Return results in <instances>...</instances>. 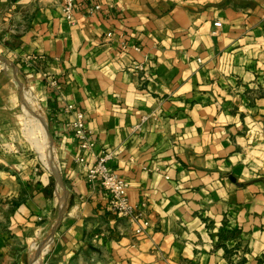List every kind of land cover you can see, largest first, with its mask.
I'll use <instances>...</instances> for the list:
<instances>
[{"label": "crops", "instance_id": "obj_1", "mask_svg": "<svg viewBox=\"0 0 264 264\" xmlns=\"http://www.w3.org/2000/svg\"><path fill=\"white\" fill-rule=\"evenodd\" d=\"M92 1L70 23L0 0V264H264V0ZM68 105L140 235L87 183Z\"/></svg>", "mask_w": 264, "mask_h": 264}, {"label": "built area", "instance_id": "obj_2", "mask_svg": "<svg viewBox=\"0 0 264 264\" xmlns=\"http://www.w3.org/2000/svg\"><path fill=\"white\" fill-rule=\"evenodd\" d=\"M78 2L86 5V14L93 15L101 10L100 4L92 0H60L61 15L68 22L72 23L74 12ZM216 28L221 26L220 23H214ZM111 32L106 34L107 38H112ZM127 45L122 43L120 51L125 52ZM133 72L142 71L140 65H134L131 69ZM66 112H73L74 119L68 125L73 136L78 141L79 156L76 162L81 166L84 177L88 184H97L108 195V206L110 211L118 218L128 219L136 224L135 234L140 235L143 230L148 227V223L143 221L144 204L140 206L132 205L128 199L127 193L129 189L128 182L112 171L107 163L110 160V155H102L96 159L94 164H89L86 161V154L93 152L95 148V140L90 131L86 129L84 115L80 111H76L73 106L68 105L65 108Z\"/></svg>", "mask_w": 264, "mask_h": 264}, {"label": "rangeland", "instance_id": "obj_3", "mask_svg": "<svg viewBox=\"0 0 264 264\" xmlns=\"http://www.w3.org/2000/svg\"><path fill=\"white\" fill-rule=\"evenodd\" d=\"M29 121H31V119L28 118ZM31 122H29V124L27 125V128H26V132L25 134L23 135V137L19 140V144L16 146V149L15 150H18V151H27V153H30L32 155V157L36 158L37 160H39V157L41 156V154L43 153H46L47 149H48V145H47V141L46 139H43V141H41V138H39V133L37 134H31L30 135V132L32 133V126H31ZM30 131V132H29ZM29 136V137H28ZM32 137L34 140L36 139L37 142L39 143L38 145H42L43 146V150H39L37 149L35 146H34V143L29 140V138ZM18 141V140H17Z\"/></svg>", "mask_w": 264, "mask_h": 264}]
</instances>
